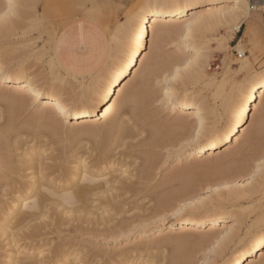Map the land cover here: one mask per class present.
<instances>
[{"label": "snow or ice", "instance_id": "1", "mask_svg": "<svg viewBox=\"0 0 264 264\" xmlns=\"http://www.w3.org/2000/svg\"><path fill=\"white\" fill-rule=\"evenodd\" d=\"M0 264H264V0L0 3Z\"/></svg>", "mask_w": 264, "mask_h": 264}, {"label": "rangeland", "instance_id": "2", "mask_svg": "<svg viewBox=\"0 0 264 264\" xmlns=\"http://www.w3.org/2000/svg\"><path fill=\"white\" fill-rule=\"evenodd\" d=\"M4 2H6V0H0V3H4ZM170 55L172 61L177 59L178 63L179 61L181 62L184 59V52L182 51H176L171 53ZM144 103L146 105V118L154 121L157 120L158 113H155L151 108L152 97L151 96L145 97ZM100 150L101 152H103L104 149H100ZM139 154H140V148H138V146L129 144L128 148L121 153V162L129 165H135V161L139 156ZM140 195L141 193L138 188L136 192H132L131 195H129V192L123 193V198H120L119 196L117 197L118 202L116 204V207H120V205H124L125 208H127L129 205H132L133 206L132 210L136 211L138 208L142 207L139 203V200L137 199ZM180 225H181V221L177 219L176 226L179 227ZM102 243L103 242H101V244Z\"/></svg>", "mask_w": 264, "mask_h": 264}, {"label": "bare ground", "instance_id": "3", "mask_svg": "<svg viewBox=\"0 0 264 264\" xmlns=\"http://www.w3.org/2000/svg\"><path fill=\"white\" fill-rule=\"evenodd\" d=\"M172 62H176V63H178V61H177V59L176 60H173ZM180 62V61H179ZM133 71V75L135 74V72H134V69L132 70ZM129 79H130V77H129ZM135 87V86H134ZM105 147L106 146H101V149H104L105 150ZM139 148V147H138ZM103 150V151H104ZM218 151H219V149H217ZM136 190H137V188H136V186L133 184V185H130L129 186V191L132 193V192H136ZM127 192V191H126ZM125 193V192H124ZM97 210H99V209H97ZM89 211H91V209L89 210ZM92 219L93 220H95V215H93L92 216ZM84 220H85V223H87L88 222V217L86 216V217H84ZM181 223H183V226L184 227H187V228H190V227H192V225L189 223V221H187V220H184L183 222H181ZM90 230L91 231H96V232H103L104 230L103 229H99V228H91L90 227Z\"/></svg>", "mask_w": 264, "mask_h": 264}]
</instances>
